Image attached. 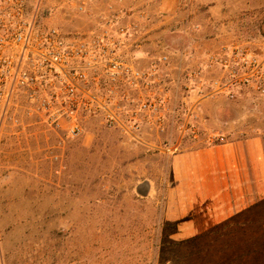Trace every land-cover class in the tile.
<instances>
[{
	"label": "rangeland",
	"instance_id": "1",
	"mask_svg": "<svg viewBox=\"0 0 264 264\" xmlns=\"http://www.w3.org/2000/svg\"><path fill=\"white\" fill-rule=\"evenodd\" d=\"M67 1L42 0L52 10L45 24L92 28L110 4L139 16L142 64L167 52L175 71L222 45L264 56L260 0H91L88 13ZM200 115L227 140L250 127L264 139V96L251 88L205 99ZM83 128L67 137L37 118L14 125L0 117V264H264V200L185 236L163 213L172 154L135 144L98 117Z\"/></svg>",
	"mask_w": 264,
	"mask_h": 264
},
{
	"label": "built area",
	"instance_id": "2",
	"mask_svg": "<svg viewBox=\"0 0 264 264\" xmlns=\"http://www.w3.org/2000/svg\"><path fill=\"white\" fill-rule=\"evenodd\" d=\"M67 2L88 13L91 0ZM108 8L92 28L65 30L45 24L52 10L42 0H0V117L14 125L37 118L67 137L79 136L83 121L98 117L135 144L173 154L185 140L227 141L203 125L205 99H234L242 86L264 96V56L222 45L175 71L167 52L142 64L140 17Z\"/></svg>",
	"mask_w": 264,
	"mask_h": 264
},
{
	"label": "crops",
	"instance_id": "3",
	"mask_svg": "<svg viewBox=\"0 0 264 264\" xmlns=\"http://www.w3.org/2000/svg\"><path fill=\"white\" fill-rule=\"evenodd\" d=\"M250 128L220 144L185 140L184 149L169 156L172 183L163 213L183 235L207 230L264 200V139Z\"/></svg>",
	"mask_w": 264,
	"mask_h": 264
}]
</instances>
